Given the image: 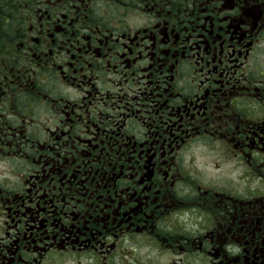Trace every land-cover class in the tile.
Returning <instances> with one entry per match:
<instances>
[{
	"label": "flooded vegetation",
	"instance_id": "af4514ba",
	"mask_svg": "<svg viewBox=\"0 0 264 264\" xmlns=\"http://www.w3.org/2000/svg\"><path fill=\"white\" fill-rule=\"evenodd\" d=\"M0 264H264V0H0Z\"/></svg>",
	"mask_w": 264,
	"mask_h": 264
}]
</instances>
